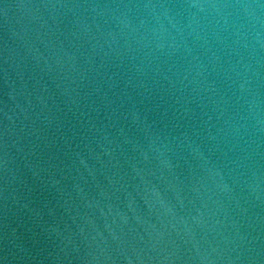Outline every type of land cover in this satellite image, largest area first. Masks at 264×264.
I'll list each match as a JSON object with an SVG mask.
<instances>
[{
    "label": "water",
    "instance_id": "1",
    "mask_svg": "<svg viewBox=\"0 0 264 264\" xmlns=\"http://www.w3.org/2000/svg\"><path fill=\"white\" fill-rule=\"evenodd\" d=\"M0 264H264V0H0Z\"/></svg>",
    "mask_w": 264,
    "mask_h": 264
}]
</instances>
